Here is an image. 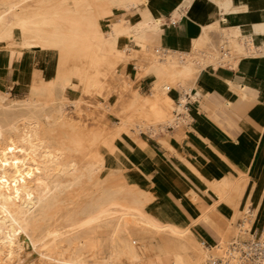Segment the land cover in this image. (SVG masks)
<instances>
[{"label": "bare ground", "instance_id": "6f19581e", "mask_svg": "<svg viewBox=\"0 0 264 264\" xmlns=\"http://www.w3.org/2000/svg\"><path fill=\"white\" fill-rule=\"evenodd\" d=\"M93 1L0 0V60L18 69L20 80L25 81L26 78L23 76L25 69L34 66L45 52L53 54L61 48L75 49L79 42L88 40L92 46L107 48L119 58L118 63L127 66V69L132 64V71L127 74V78L134 75L133 77L139 81L149 66H155L159 74L157 85L148 98L140 102L141 105L129 119L133 122L139 117L150 121L151 123L145 127L151 132L156 130L166 132L168 125L175 123L170 92L174 87L181 91H191L198 80L197 62L218 60V65H222L226 58L230 57L232 61L240 56L248 57L252 68L264 67V17L261 16V7L244 8L251 16L247 33L242 28L234 30L233 25L222 23L221 18L204 24L203 33L193 41L192 50L188 53L180 52L179 64L175 55L170 58L172 55L169 53L172 50H168L162 44V19L135 12L138 0H102L108 8L121 10L120 14L114 12L107 30L102 27L101 21L105 10L110 9L95 8ZM214 2L221 4L220 8L225 3L221 0ZM133 13L136 18L130 16ZM211 27L218 33L217 36L213 34L216 38L220 36L223 38L222 49L228 46V43L232 45V50H228L230 55L225 52L221 56L217 42L215 45L212 43L208 51L195 48ZM258 37L263 44L256 43L255 38ZM126 38H130L138 47H127ZM153 48L156 51L154 53ZM236 51L239 53L232 54ZM198 54L200 58L196 56ZM231 61L228 60L227 63H234ZM52 66H55V61H52ZM51 69L48 77L36 78L31 75V92L27 97L7 101L8 92L0 89V261L4 255L11 253H5L7 246L13 245V250L16 248L19 251L23 248L24 241L33 247L36 261L47 259L55 264H128V260L125 262L126 259H123L124 253L127 258L137 263L141 261L144 251H139L135 236L138 233L144 237L150 236L157 230L162 231L164 255L159 260H149V264H207L210 259L226 257L230 244L227 243L226 232L220 231L218 227L219 240L208 244L207 247L200 246L207 243L204 241L200 244L193 236L190 225L181 226L159 219L151 205L154 201L153 191L137 190L132 200H128L126 204L122 202V194L126 191L131 193V190L126 189L120 182L123 168L126 166L120 146L122 139L128 137L121 135V127L99 124L100 128L106 130L107 127L109 131L106 134L91 131L87 133L88 135L91 133V138L84 140L80 133L73 138V132L67 134L69 129L77 128L74 121L80 117L75 112L77 109L84 107L86 108L84 110H89L91 114L95 111L98 113L102 108L106 109L105 101L111 95L108 93L107 97L105 92H101L102 88L98 87L96 90L98 96H94L97 100H91V89L83 91L81 88L85 79L81 74V79L77 83L82 89V94L71 99L67 96L66 89L75 84V72L69 69L60 72L57 67ZM132 86L133 83L130 82L129 87ZM127 92L133 97L134 103L138 102L140 96L134 88H129ZM102 95L106 97L101 98ZM241 95L244 96L245 92L242 91ZM192 96L195 97L194 94ZM69 104L75 110L71 116L67 108ZM108 108L110 111L117 110L118 102L112 103ZM189 119L191 118L188 115L182 124ZM58 123L70 127L69 129L65 127L68 131H64L66 135L62 137L60 135L56 137L52 132ZM123 123L121 121V124ZM4 141L7 143L6 146L1 145ZM79 150L80 152L84 150L81 155H84V160L83 157L81 161L75 158L77 156L74 154ZM116 160L123 168H118L114 164ZM107 173L112 175V180L119 182L118 186L104 185ZM79 187L81 191L90 187L94 189L93 199L90 198L92 200L81 208V213L87 216L85 224L96 223L97 226L90 228L82 236L79 235V229L76 230L77 225L74 223L68 229L65 227L67 231H74V235L68 237L74 249L67 252H62L61 249L62 251L53 254V249H39L48 244L55 245V240L60 235L57 229L44 232L40 227L53 213H50V210L61 204L70 203L65 194ZM88 194L86 197L90 196ZM143 194L144 197L141 198ZM118 212L124 215L120 216L119 223H114L116 226L111 228V224L117 220ZM206 214L204 219H211L210 215ZM72 215V211L67 214L69 218ZM198 216L195 215L196 220ZM254 216L253 212L252 218ZM252 218L245 222H250ZM225 225L228 226L229 222ZM106 240L112 245L110 253L105 252ZM191 253L196 254L197 258L192 259ZM131 260L129 261L132 262Z\"/></svg>", "mask_w": 264, "mask_h": 264}, {"label": "crops", "instance_id": "0c3cea01", "mask_svg": "<svg viewBox=\"0 0 264 264\" xmlns=\"http://www.w3.org/2000/svg\"><path fill=\"white\" fill-rule=\"evenodd\" d=\"M221 1L225 3L220 8L221 4L214 0H138L135 12L161 18L163 46L188 53L194 39L203 33V25L216 18L230 25L248 24L251 16L244 10L248 6L261 7V16L264 17V0ZM219 38L221 36L217 38L218 48ZM255 41L260 44L261 39L255 38ZM197 64L202 68L190 91L195 96L188 111L191 119L176 126L179 128L152 131L153 136L140 133L134 138L125 134L128 137L122 139L120 148L126 174L130 177L132 173L133 184L138 185L139 190L154 192L151 205L159 219L181 226L190 225L200 240L211 245L219 240V231L213 233L206 227L204 218L198 222L195 217L205 213L203 203L196 200V194L204 187L202 179L211 182L223 199L235 204L241 189L237 181L243 178L241 182L246 180L248 183L254 207L258 205L260 211H264V67L252 68L248 57L231 64L223 61L218 66L214 62ZM0 68L1 90L18 91L25 97L30 94L31 66L25 69V81L20 80L18 69L6 61L0 60ZM39 72L43 73V70ZM119 72L122 73V69ZM148 73L156 75L158 81L155 66H149L145 74ZM151 78L150 75L141 77L137 84L138 93L144 89L151 91ZM72 87L77 88L75 84L69 86L66 89L68 97ZM170 96L175 102L180 90L174 88ZM181 129L184 131L179 133ZM157 135L166 145L156 138ZM231 210L222 203L224 214H231ZM247 210L248 206L244 214ZM254 221L256 218H252L251 222Z\"/></svg>", "mask_w": 264, "mask_h": 264}, {"label": "rangeland", "instance_id": "374dc122", "mask_svg": "<svg viewBox=\"0 0 264 264\" xmlns=\"http://www.w3.org/2000/svg\"><path fill=\"white\" fill-rule=\"evenodd\" d=\"M93 4L95 6V8H103V10L107 9V4L102 1V0H94ZM144 5V3H143ZM142 7V6H141ZM110 9V8H108ZM105 14H104V18L102 19L101 23H102V27L104 29H108V24L111 23L112 19H113V14L114 12L116 14H120L121 10H117V9H113L111 8L110 10H105ZM109 11V12H107ZM139 14V13H138ZM133 18H136L134 13L130 15ZM250 25V23L248 22V24L245 25H240V26H236L233 25V29L234 30H242L244 32H248V26ZM213 34H218L216 31L213 30V28L211 27V29L209 28V30L207 29V34L204 35V37H202L197 46H195L196 49H204L203 51H208L209 49H211V44L213 43V45L217 44V38L215 35ZM209 36V37H208ZM212 36H214V38H212ZM208 37V38H206ZM248 38V37H247ZM220 40V55L222 56V54H224L225 52H228V50H232V47L226 46L224 49H222L221 47V42L223 41V38L221 37ZM262 41V40H261ZM260 41V44H263ZM127 44V47H134L137 48L138 46L135 45L136 43L134 41H130V39L127 38V40L125 41ZM196 43V42H194ZM129 44V45H128ZM193 44H192V48H193ZM210 47V48H209ZM208 48V49H207ZM152 52H156L155 49H152ZM244 52V51H243ZM176 53V54H175ZM204 53V52H203ZM229 53V52H228ZM239 51H236L232 54L236 55L238 54ZM240 53H242V51H240ZM147 54L150 55V53L147 52ZM231 53H229L230 55ZM169 55L173 57L175 55L176 57V61L179 62V64L181 63V53L179 51H170ZM196 56H200L199 54ZM202 56L207 57L205 55L202 54ZM54 57V58H53ZM201 57V56H200ZM199 57V58H200ZM240 58V56L234 58V61H238ZM118 57L113 55L107 48H97L95 45L92 46V44H90V42L85 41V42H79L78 46L75 49H66V48H61L59 50H56V52L54 51V53L49 54L48 52H45L42 55L41 60H39L37 63H34V66H31L33 68V75L37 78V77H48L50 75V71L52 70V67H57L58 71L62 72V71H66V70H70V71H74V78L76 80L75 82V87L77 86V88H71L69 89V98L71 99H75L76 97H80L82 92L79 86V80L81 79V76L83 75L85 77L83 84L81 86V88H83V91H86L88 88L91 89L88 90V92L90 91V95H91V100L96 99V97L98 96L96 93H98L96 90H98V87H101L102 90L101 92H105L106 96L108 97V93L111 95V97L108 99H106L105 101V105H106V109L102 108V110H100L98 113L97 111L93 112V114L90 113L89 110H84L86 108H81V109H77V111H75L73 109V106L71 104H69L67 106V108H69L68 110L70 111L69 115L71 116V114L73 115L74 111L76 112V114H78L80 117L78 118V120H74L76 121V130H72L69 129L70 127H68L69 131L67 130V128H65L64 126H62V124L58 123L54 126L52 132H54L53 134L56 137H59V135L62 137V135H66V131L67 134H70L73 132L72 134V138L77 136L78 133H80L81 135H83V140L84 139H89L91 138L90 135H88L87 133L89 132H93V131H97L106 134V132L109 131V128L106 127L102 129V127H99V124L102 125H108V126H115L121 127V135L122 136H126L125 134H127L128 136H138L140 133H144V135H149V136H153V133L150 132V130L148 128L145 127L148 126L149 123H151L150 121H146L143 118H139L136 117L138 119L134 120L133 122H130L129 119H131L130 115H134L135 114V109L138 108V106H140V102H144V100L146 98H148V96L150 95L149 93L152 92L153 88H155V86L157 85V79H156V75H154L153 73H148L143 75L144 76H152V86H151V91H146V89H144V91H139V93L142 95H140L138 93L137 90V84L138 81L137 79H135V77H130L127 78V74L132 71V64L130 65V68L127 69V66L121 65L120 63H118ZM236 59V60H235ZM231 61V58H226L224 61ZM49 61H51L49 63ZM52 61H55V66H52ZM200 65H204V64H208V63H212L214 62L215 65H218V60H208V61H199ZM177 63V65H179ZM225 64V63H224ZM197 71L198 73L201 70V66H199L197 64ZM200 67V68H199ZM13 68V67H12ZM43 70V73L39 72V70ZM122 69V73L119 72V70ZM148 69V68H147ZM146 69V70H147ZM43 74V75H42ZM82 74V75H81ZM130 82L133 83L132 87H129ZM129 88H134L136 93L140 96L138 102L134 103L133 97L131 95L128 94L127 91H129ZM176 89H178L177 87H174ZM180 90V89H179ZM8 92L9 96L7 97V101H11L13 99H17V98H24L26 95H20V93H18V91H5ZM28 92H29V86H28ZM27 92V94H28ZM95 94V95H94ZM149 94V95H148ZM96 96V97H94ZM105 95H102L101 98H105ZM118 102V108L117 110H113L110 111L108 108L109 105H111L112 103ZM174 101H172V106L174 107ZM88 106V105H86ZM171 107V105H170ZM172 107V108H173ZM117 113V114H116ZM171 114V112H170ZM134 117V116H132ZM106 118V119H105ZM106 120V121H105ZM121 121H123L124 123L121 124ZM139 121V122H138ZM143 121H146L143 122ZM101 122V123H99ZM103 122V123H102ZM137 122V123H136ZM59 125V127H58ZM136 125H139V127L137 128ZM66 129V130H64ZM102 130V131H100ZM141 130V131H140ZM65 131V132H64ZM158 131V130H156ZM180 133H182V131H179ZM157 134H160V132H157ZM182 135V134H181ZM182 136H180L181 138ZM135 138V137H134ZM156 138L163 144V139L161 136L157 135ZM5 144V145H4ZM6 141H4L1 145L2 146H6ZM80 147V146H79ZM83 147V146H82ZM2 148V147H1ZM76 154H74L75 158H79L78 160L81 161V158L84 160V155L81 156L84 153V150L80 152L77 151L75 152ZM116 166L119 168H123V165L118 162L117 160L115 161ZM123 174L121 175V180L120 182L123 183V185L126 187V189H130L131 193L129 192H125L122 195V202H124V204L128 203V200H132L133 196L136 195L137 190H139L138 188H140L138 185H134L133 182L131 181L130 177L132 178V173L131 176L128 177V175L126 174V167L123 168ZM106 177V181L104 183V185L108 186L111 184L114 185H119V182L116 180H112L113 177L111 174L107 173L105 175ZM243 180V178L239 179V181H237L238 185L241 187L240 189V193L239 195H237V201L235 204H231L230 200L229 202L225 199H223V197L221 195H219V193L216 191V189L213 187V185L211 184V182H208L204 179H202V183H203V188L202 191H200L199 194H196V199L199 201V203L204 202L201 206L203 209V212L205 213H201L199 214V216L197 217V219L199 220L200 218H205L207 216L206 213H208L211 217V219L209 220H203V222L205 223L206 227L212 231L213 233L217 232V228L219 227L220 231H224L226 232L227 235V243H229L233 237L239 235V223L240 221L243 219V217L245 216L244 214V209L245 207L247 208V206L249 207L250 205L253 206V210H254V218H256V221H254L253 223L250 221L248 223L245 224V226L247 227H252V229L254 230L255 228H264V211L261 212L260 208L258 207V205H256L254 207V204L252 202V199L250 198V191L248 192V183L246 182H241ZM231 186V185H230ZM91 190V191H90ZM87 191V192H86ZM90 191V192H89ZM85 192V193H84ZM87 193H89L88 197ZM91 193V194H90ZM68 195V196H67ZM65 196L67 197L66 199L70 202L67 205H59L55 208L52 209V211L50 210L51 213L45 221H43V223L41 224V228L43 229L44 232H47L49 230H53V229H57L58 232L60 233V235L56 238L55 240V245H46L43 247H39V249H53V254L58 253L59 251L62 252H67L69 249H74L73 244H70L68 241V237L70 235H74V231H67V229L71 226V224H75L76 226V230H78L79 235H84L85 232L87 230H89L90 228L93 229L94 227L97 226L96 223L94 224H90L87 225L85 223H87L85 219H87V216L85 215V213H81V208L83 209V207L85 206L86 203H88L89 201H91L93 199L94 196V189H92L91 187L89 189H82L81 191V187L72 189V191L70 190L69 192H67V194H65ZM245 196V197H244ZM144 197V194L141 195V198ZM73 198V199H72ZM92 198V199H90ZM89 199V200H88ZM202 200V201H200ZM211 202V204H209ZM222 203L224 205H227L228 207H230L231 210V214H224L221 211V206ZM217 204V205H216ZM56 209V210H55ZM58 209V210H57ZM208 210V211H207ZM73 212V215L71 216V218H69L67 216V214L70 212ZM253 213V211H252ZM244 214V215H243ZM118 216L116 217L117 220L115 219V221L113 222V224H111V228H113L114 226H116L114 223H119L118 222V218L120 219V216L123 217L124 214L118 212L117 214ZM249 219L252 218V216H248ZM226 218V219H225ZM220 219V220H219ZM215 220V221H214ZM71 221V222H70ZM210 221V222H209ZM213 221V222H212ZM223 221L229 222V227L227 225L224 224ZM239 222V223H238ZM58 223V224H57ZM219 224V226H218ZM249 224V225H248ZM225 225V226H224ZM67 227V229L65 228ZM65 229V230H64ZM191 231L193 232V236L201 243H204V241L200 240L201 238L199 237V235H196V232L190 227ZM62 230V232H61ZM67 233H66V232ZM161 234L162 231L161 230H157L155 233L151 234L150 236L147 235L146 237L142 236L141 233H138L135 236V239L137 240V247L139 249L140 252H143L144 254H142L141 257V261L133 262L131 259L127 258L125 256L124 253H122L123 259L125 260V262L127 261L128 264H138V263H142V264H149V260L151 259H157L159 260L160 258H162V256L164 255V249L162 246V239H161ZM149 236V237H148ZM249 236V235H248ZM243 237V236H242ZM13 246V245H12ZM12 246H7V249L5 250V253L11 252L8 255H4L3 258L0 261V264H55L52 261H47V259H42L41 261H36V256L33 254V247L31 246V244L29 242H24L22 241V247L21 250L19 249L16 250V248L13 250ZM200 246L202 247H207L209 246L208 244H201ZM12 247V248H11ZM56 247H60V248H56ZM105 252L106 253H110L112 251V245L111 242L109 240H106L105 242ZM227 245L224 247L226 248ZM223 248V249H224ZM12 249V250H11ZM62 249V250H61ZM141 249V250H140ZM11 250V251H10ZM18 251V252H17ZM32 251V252H31ZM147 251V254H145ZM15 252V253H14ZM31 254H29V253ZM28 253V254H27ZM213 254V253H211ZM215 254V253H214ZM191 258L195 259L197 258L196 254L191 253ZM10 259H9V258ZM12 257V258H11ZM13 260V261H12ZM129 260H131L132 262H130ZM34 263H33V262ZM37 263H36V262ZM205 264V263H204Z\"/></svg>", "mask_w": 264, "mask_h": 264}, {"label": "built area", "instance_id": "2783aa9c", "mask_svg": "<svg viewBox=\"0 0 264 264\" xmlns=\"http://www.w3.org/2000/svg\"><path fill=\"white\" fill-rule=\"evenodd\" d=\"M194 101L195 99L189 91L180 90V96L174 102L172 110L175 123L168 125L167 129L182 124L189 115L190 104ZM252 210V206H249L245 216L240 221L239 235L233 237L230 241L227 256L210 259L207 264H264V228L253 230L252 227L249 229L245 227V221L249 220L248 216H252Z\"/></svg>", "mask_w": 264, "mask_h": 264}]
</instances>
